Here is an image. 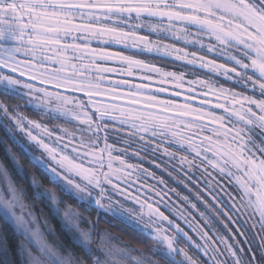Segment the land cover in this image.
<instances>
[{
	"label": "snow or ice",
	"instance_id": "obj_1",
	"mask_svg": "<svg viewBox=\"0 0 264 264\" xmlns=\"http://www.w3.org/2000/svg\"><path fill=\"white\" fill-rule=\"evenodd\" d=\"M112 45L120 50H110ZM207 53L215 58L208 59ZM142 54L206 69L233 87L212 79H188L184 71L139 59ZM0 96L24 100L50 122L73 123L79 140L73 144L76 132L60 128L63 135H56L54 143L70 138L62 147H52L28 131L53 166L33 160L85 211L96 207L110 212L157 245L149 249L151 255H134L135 249L110 243L114 238L104 233L98 249L101 259L91 246L92 233L79 227V211L66 204L65 231L77 233L72 243L84 256L71 251L61 255L38 228H29L16 215L19 199L9 181L11 199L0 196V219L15 223L22 230L18 235L35 247L38 254L26 244L18 246L29 264H264V0H0ZM9 107L0 101L5 115ZM13 119L24 130L25 118ZM28 124L43 136L54 135L55 130L38 121ZM117 124L122 126L119 130L128 129L129 138L138 136L144 142L134 153L137 157L152 144L156 146L151 152L162 149L172 159L177 151L190 153L191 160L179 157L182 165L195 167L199 158L206 173L211 168L235 185L236 194H228L231 203L218 202L223 206L215 218L200 213L204 226L192 229L199 242L159 207L120 187L133 173L137 179L156 176L142 164L113 156L108 130ZM101 139L103 148L98 147ZM0 173L8 178L2 166ZM158 182L167 187L163 176ZM109 187L137 203L140 212L133 216L117 211ZM156 195L163 198L161 191ZM208 195L217 201L213 192ZM37 196L65 204L54 189ZM178 215L184 219L183 213ZM160 221H167L177 235H167ZM180 238L196 249L197 259L176 246ZM0 251H9L6 237H0ZM176 256L183 259L177 261Z\"/></svg>",
	"mask_w": 264,
	"mask_h": 264
},
{
	"label": "rangeland",
	"instance_id": "obj_2",
	"mask_svg": "<svg viewBox=\"0 0 264 264\" xmlns=\"http://www.w3.org/2000/svg\"><path fill=\"white\" fill-rule=\"evenodd\" d=\"M155 39V37H153ZM171 43L172 41H166ZM97 45L95 42L93 43V47H96ZM178 47H183L182 44L178 43ZM112 51H117L114 49H111ZM193 49L189 48V51H192ZM204 52H201V55H204ZM208 59L215 58L213 54L207 53ZM140 59V58H139ZM165 62H161V65L157 64L156 62H152L158 66L164 67L166 70L169 71H184L187 73L188 79H195L197 77L201 79H212L216 80L219 84H222L224 87L229 88L233 87L231 82L225 81L223 77L214 76L213 74L209 73L206 69H201L199 67L193 68L192 66L185 65L181 61H177L172 58H164ZM148 61V60H147ZM222 62V61H220ZM167 64V65H165ZM119 77L113 76V79H118ZM37 87H42V85L36 84ZM237 91H242V89L237 88ZM79 95V94H78ZM0 101H2L5 104H10L12 107H9V114L5 115L4 112L0 111V122L5 127L6 131L9 133L11 138L14 140V143L20 146L27 154L28 156L33 160V157H36L37 160H43L48 166H53V162L49 159L47 153L44 152L42 148H40L34 141H31L27 135L28 131H31L33 135L41 136L45 143H48L52 147H62L63 143H68L69 137H65V139L61 142V144L57 145L54 143L56 135H63L59 131L60 128H68L69 131H75L77 139L73 141V144H76L79 140L80 133L76 127H74L73 123H67V122H61L60 120H54L49 121L48 117L44 115L43 113L39 112L37 109L27 106L24 102V100H13L11 97H5L0 96ZM24 117V130H21L20 127L17 126L16 121L13 119V117L17 116ZM29 120H35L42 124L47 125L49 130H55L54 135L49 138L47 136H43L40 130L32 128L29 124ZM121 125L117 124L115 129L110 128L108 130V141L107 143L114 146L113 150V156H122L125 161L129 164L133 165H139L142 164L144 168L148 169L149 172L155 173L156 179H153L150 176L143 175L140 176L139 179H137V174L133 173L128 180V183H122L120 182V187L123 189H126L127 192L132 193L134 196H138L141 201H147L148 203H153L154 206L159 207L161 211L164 212L166 216L169 217V219L173 220L174 223L179 224L181 228L184 229L185 232H187L190 236H192L193 240L199 242V237L197 236L196 232H194L192 229L195 228L197 225H200L201 227L204 226V220L201 217L200 213H204L205 216L210 218H215L217 213L219 212L214 205L207 200L205 196H201L197 193V191L193 187L188 188V183L177 174V172L174 170L173 167H176L180 169L181 171L185 173H189V171H193L194 176L196 180H199L200 182H203L208 188H221L224 190V195L221 196L223 199V203L230 204L231 201L229 200V193L232 195H235V185L229 184L228 181L220 176L217 175L216 172H214L211 168H208L207 173L204 171L205 165L201 164L199 161V158L196 159V166L189 168L187 165H182L179 161V157L181 155H187L188 159H193V154L185 153L183 151H177L176 152V158L172 159L168 156H165L163 154L162 149L153 153L151 152V148L155 147V144L149 145V150L147 151H141L140 156L137 157L134 155V153L140 149L144 142L139 140V137H128V129L124 128V130L121 129ZM101 137L104 135V133L100 134ZM150 138V137H149ZM160 141L157 140V143ZM131 144V147L129 146ZM167 146V145H165ZM99 148L104 147V140L101 139L98 144ZM126 150V151H125ZM172 151H176L175 147L173 146L171 148ZM67 152H71V149H67ZM154 155V156H152ZM161 158L167 159V162L169 164H172V166L168 165L165 161L161 160ZM105 159H107L105 155ZM160 161V164H164L165 167L159 169L162 171H158L157 167L154 165L157 164L156 161ZM36 164L37 161L33 160ZM155 161V163H153ZM0 166L4 168V166L0 163ZM41 169H43L49 176V173L47 169H45L43 166L38 164ZM116 166H119L118 164ZM161 166V165H160ZM165 168L167 171H165ZM6 170V169H5ZM7 171V170H6ZM168 172H171V176L168 175ZM208 173H211L209 175ZM8 174V172H7ZM163 176L164 180L166 181L167 187L165 185H161L158 182V178ZM11 181V184L16 190V195L19 199V203L14 208V212L17 216H22L27 221V226L31 229H39L41 233H43L45 240L55 249H57L61 255L67 254L70 249H68L64 244L61 242V240L58 238L56 233L54 232L53 226L50 223L49 219L47 218L46 213L44 210L45 208H42V206L38 202L29 201L25 199L24 193L21 189L17 188L12 179L10 178L8 174V178L5 179L4 175L0 173V196H3L6 199H11V193L8 190V182ZM116 182V181H114ZM33 186L35 188V193L37 196V193H42L45 190H52L40 187L38 183L34 182ZM175 191H172V190ZM156 191H161L162 197L156 195ZM166 193V195H164ZM177 193L179 195H177ZM57 196L65 202V204L56 205L53 204L50 199L43 198V202L48 205L52 211V214L56 216L57 219L60 220L61 225L65 228V222L63 217V212L65 210L66 204H68V201L64 198H62L57 192ZM109 195L111 196V199L113 201V206L116 208L117 211H124L126 214L130 213L133 216H136L140 212L139 205L135 203L131 199H125L123 195H120L114 191L111 190L109 187ZM187 196L188 201H184L183 197ZM38 197V196H37ZM200 197V198H198ZM39 198V197H38ZM37 199V198H35ZM239 203V201H237ZM105 204H107V201H105ZM167 204V207L165 206ZM191 204H195L196 208L193 209L191 207ZM73 207V206H72ZM59 208V211L57 212L56 209ZM75 210H77L75 207H73ZM96 210V214L99 215L100 218H103L105 220H117L119 219L113 217V215L110 212L106 211H98L96 207H92ZM90 208V209H92ZM78 211V210H77ZM145 213H147V208L144 209ZM243 211V209H242ZM80 220H79V227L83 230L89 231L93 235V239L91 241V246L95 251V254L99 256L101 259H103L102 253L99 252V246L102 242V236L104 233H107L109 237H112L110 243L119 244L120 246H128L132 249H135L136 251L133 253L134 255L140 252H143L145 255H151L148 249L157 247L156 242L151 239H144L147 241V248L146 249H139L136 248L121 239H119L115 234H113L110 230L107 228L100 227L96 221L93 222L92 216L86 215L82 212H80ZM178 213L184 214V219H181ZM147 217L145 216V219ZM121 222V221H120ZM123 223V222H122ZM189 223L192 224V227H189ZM12 226L16 229V231H22L18 230L15 223H11ZM125 224V223H123ZM128 226L127 224H125ZM159 226L163 228L166 231V234L169 236H176L175 228L170 227L167 223V221H160ZM70 236V239L72 240V236L77 235L75 231H73L71 234L67 232ZM24 239V243L27 245L28 250H30L33 254H38L36 252L35 247H33L31 244H28L27 240L23 235H21ZM178 248H184L186 251H188V254L193 257V259H197L198 253L195 248H192L185 240L180 238L178 240V243L176 244ZM148 250V253L146 252ZM72 252V251H71ZM73 253V252H72ZM76 255V254H75ZM25 256L27 258V253L25 252ZM79 256V255H76ZM79 257H82L81 255ZM155 259V257H154ZM182 256H176V260L180 261L182 260ZM199 259H203V257H199ZM28 262V260H27ZM29 264V262H28ZM47 264V262H45ZM91 264V261H90ZM160 264H163V262H160Z\"/></svg>",
	"mask_w": 264,
	"mask_h": 264
},
{
	"label": "trees",
	"instance_id": "obj_3",
	"mask_svg": "<svg viewBox=\"0 0 264 264\" xmlns=\"http://www.w3.org/2000/svg\"><path fill=\"white\" fill-rule=\"evenodd\" d=\"M110 48L114 50H120L119 47L115 45L110 46ZM138 58L156 62L159 65H161L162 61L168 63L167 62L168 60L165 61L164 58L156 55L142 54ZM161 160L165 161L168 165L172 166V164H169L167 162V159L161 158ZM160 161L159 160L156 161L157 164L161 165L160 166L161 168L165 167L163 163L160 164ZM0 163L7 170L14 185L23 191L25 199L29 201L38 202L42 206V208L46 207L45 208L46 210H44V212L46 213L47 218L52 224L54 232L61 240V242L64 244V246L70 249L74 254L79 256L81 255L82 257L84 256L83 250L72 243L69 234L67 233V231H65V228L61 225L60 220L57 219L56 216L52 214L50 207L43 202L42 198H38L36 196L35 188L33 186L34 182L38 183L40 187L52 189V190L54 189L62 198L68 201V204H71L78 211L86 215L92 216L93 222L96 221V223L100 227L107 228L122 241L139 249L147 248L148 245L147 241L143 237H141L136 231H134L133 228L126 226L125 224L117 220L109 221L100 218L99 215L96 214L97 212L94 208L85 211L75 201L71 200L68 196H65L60 191V189L50 181L48 174L43 169H41V167H39L38 164H36L20 146L14 143V140L11 138V136L6 131L5 127L2 125L1 122H0ZM157 169L159 172L162 171V169L161 170L159 168ZM207 200L209 201V199ZM0 237L7 238L8 248H9V251L6 254L0 251V264H28L25 253L21 255L18 251V246L20 244H25L23 237L21 235H18V232L12 226L11 223H6L3 221V219H0ZM148 250H146L147 253Z\"/></svg>",
	"mask_w": 264,
	"mask_h": 264
},
{
	"label": "flooded vegetation",
	"instance_id": "obj_4",
	"mask_svg": "<svg viewBox=\"0 0 264 264\" xmlns=\"http://www.w3.org/2000/svg\"><path fill=\"white\" fill-rule=\"evenodd\" d=\"M172 167H173V165H172ZM173 168L177 172L178 175L182 176L185 179L186 183H188V185H189L188 188L193 187L199 195H203L205 197H206L205 193L213 192V194L216 195V197H217V202L223 201V199L221 198V196H223L225 194L223 189H221L219 187H217L216 189L215 188H208L203 182L196 180V178L193 174L194 172L192 170L189 171V173H185L176 167H173Z\"/></svg>",
	"mask_w": 264,
	"mask_h": 264
},
{
	"label": "water",
	"instance_id": "obj_5",
	"mask_svg": "<svg viewBox=\"0 0 264 264\" xmlns=\"http://www.w3.org/2000/svg\"><path fill=\"white\" fill-rule=\"evenodd\" d=\"M206 197L209 199V201H211V203H213V205L219 210L220 207H222L223 205H221L220 203H218L217 201L214 202L211 198V196L208 195V193H205Z\"/></svg>",
	"mask_w": 264,
	"mask_h": 264
}]
</instances>
